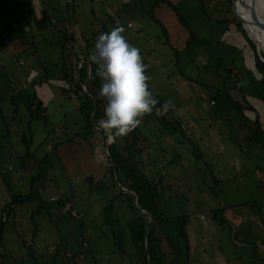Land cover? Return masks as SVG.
<instances>
[{"label":"rangeland","instance_id":"rangeland-1","mask_svg":"<svg viewBox=\"0 0 264 264\" xmlns=\"http://www.w3.org/2000/svg\"><path fill=\"white\" fill-rule=\"evenodd\" d=\"M257 1L256 9L264 12V3L258 6ZM103 2L105 11L102 19L106 22V15L111 13L107 7L112 10L110 6L114 4L113 0ZM223 2L206 0L204 3L207 11L210 7L208 12L213 11L217 18H231L234 15L231 2ZM120 3L121 0H116L114 6L118 7ZM92 4L96 7V0ZM164 6H157L154 10L160 23L136 9L118 13L121 16L111 26L125 27L123 35L131 45L140 49L150 65L149 87L164 102L171 99L175 104V108L166 115L176 122L178 128L173 129L151 114L149 117L145 115L141 125L135 129L136 146L141 150L135 158L156 187V199L164 217L161 226L169 236L181 243L176 216L186 214L189 250L186 252L183 249L182 258L177 264H264V146L257 143L250 145L251 142L244 138L250 126H253L250 118L254 117V113L248 112L250 118L244 120L247 122L245 125L229 126L224 117L215 113V103L209 102L210 94L215 95V87L220 84L216 64L220 60L221 66L238 65L240 51L228 48V43L219 38L221 24L208 15L202 19L197 39L188 46L176 43L174 51L162 31V25L168 27L171 24L169 19H173V11ZM128 21L131 23L128 24ZM109 25L111 20L106 23L107 29ZM236 28L235 23H229L223 38L241 48L244 63L252 68L253 49ZM132 30L135 32L132 33ZM253 31L258 33L259 27L253 25ZM102 32L100 30V34ZM95 35L97 38L99 34L94 33L86 40L90 49L95 44ZM55 44L56 41L54 44L42 42L39 47L43 51L42 57H48L51 49L54 55L58 54ZM34 49L23 53L25 63L16 67L22 70L17 77L8 62L0 66V250L4 253L1 264H63L61 252L65 248L76 249L73 252L81 249L80 255L92 250L96 260L102 264H140L128 225L137 212L129 207L123 193L115 196L121 189L114 176V185L112 179L103 174L93 183L95 176L91 173L92 184L81 177L88 174L82 166L92 165L87 159V150L90 156L96 150V157L93 158L98 167L95 171L102 172L101 159L108 160L104 147L99 145L91 127V121L90 128H82L80 101L76 93L67 88L73 83L65 82L58 75L45 77L44 67L42 79L45 80L27 81V87L21 86L24 69L26 72L32 62L39 68L41 61L38 60V63L34 60ZM45 49H48L47 52ZM257 52L264 60V52L260 48H257ZM81 55L77 57L78 64L83 62ZM3 76H8L6 82ZM10 85L14 92L21 91L22 94L18 92L19 98L15 99L7 93ZM39 87H42V100L46 105V121L39 117L29 120L26 110L29 91L38 90ZM232 92L240 96L236 89H232ZM255 104L264 127V104ZM236 132L238 140L232 138ZM74 134L91 139L92 143L84 138H76L75 145L84 143L87 150L78 146L79 174L66 176L61 168L58 147L54 150L53 146L73 136L69 141L58 144L72 147L70 141L77 136ZM129 138L128 135L125 140ZM26 143L34 161L27 158ZM45 152H48L54 165L44 164L53 175H46L44 189L41 190L43 197L50 199V195L60 194V189L65 188V193L73 196L74 206L79 209L76 216L61 204L49 212L46 207L42 208L38 198L11 203L14 194L29 191L31 176L41 169L35 159L41 158ZM110 200L114 207L110 214L111 221L107 224L103 208ZM218 208L225 218L223 222L214 216ZM142 213L150 216L149 212ZM82 249L86 252L82 253ZM90 260L92 258L88 255L83 262L88 264Z\"/></svg>","mask_w":264,"mask_h":264},{"label":"trees","instance_id":"trees-1","mask_svg":"<svg viewBox=\"0 0 264 264\" xmlns=\"http://www.w3.org/2000/svg\"><path fill=\"white\" fill-rule=\"evenodd\" d=\"M204 9V0H198ZM48 3V6L50 7V11L52 12V15L54 16V20L56 21V28L62 35L61 41H59V45L61 46V59H62V77L67 80L68 82L71 79V82L73 83V86L69 85L67 87L70 90H73L77 95L79 99V113L81 115L83 125V129L90 128V121H91V115L94 110V102L89 97L84 95L81 92V88L76 81L74 77H69L68 72V65H67V59L66 55L68 54V37L65 32V29L63 27L64 24V16H63V10L62 6L59 3V0H46ZM160 2H167L168 4H171L172 7L176 11L177 18L183 22L186 23L185 17L182 16L175 5L171 3L169 0H133V3L127 2L126 5L130 6L132 9H138L144 14H148L150 18L160 23V19L156 17L154 14V8L156 5H158ZM230 2V0H229ZM125 5V4H124ZM67 7L69 11V24H72L71 18H73L74 15V7L72 5L71 0H67ZM48 21L46 18L41 19V24L43 26H46L45 23ZM220 23H226L228 26L229 23H235L239 32L243 35V38L248 42V44L253 49L254 54V60H253V67H249L244 63V55L241 53V48H238L234 45L233 42H228L224 38L222 39L224 42L228 43V48H231L232 50L237 49L240 51L238 65H227V66H221L220 60L218 61V64H216V67L218 68V72L220 73V84L217 85L216 88V94L209 96V102L210 100H214L213 103L216 106V114L217 116L224 117L228 123L229 126H237L241 127L243 124L245 125L247 122H244L246 118H250L248 116L249 111H253L254 117L250 118L251 123L253 126H250L249 131L245 134L244 138L248 139L252 145L253 143L261 144L264 146V127L260 118V112L257 108V105L255 103H263L264 104V60L260 57L259 53L257 52L256 45L254 41L246 34V31L244 27L242 26L241 21L233 15L231 18H219L217 19ZM61 25V26H60ZM60 26V27H59ZM71 26V25H70ZM69 26V28H71ZM226 26V27H227ZM164 26L162 25V31L165 32ZM236 28V29H237ZM18 29V36L25 41L26 40V31L21 27H17ZM190 32L186 38L185 46H188L191 44L192 40L197 39V36L195 35L194 31L189 28ZM71 36L75 43L79 45V40L77 36H75L72 29H70ZM166 35V33H165ZM256 38H258V33L255 32ZM168 38V37H167ZM85 43L87 44L88 41ZM169 43V41L167 40ZM220 42V41H219ZM169 45L173 48L175 51V47L169 43ZM81 46V44H80ZM83 46V45H82ZM88 48V44L83 46L82 51L86 55V58L89 61V53L92 52V50ZM82 53V52H81ZM143 63L148 64L147 59L144 57V55L140 52ZM222 55V54H221ZM84 61L80 64L81 73L84 77H88L87 84L90 92L98 98V100L102 103V106L99 107L98 111L94 114L93 121L95 124L103 117L104 115V101L100 99L99 97V89L101 86V80L98 76H96V65L91 63L89 61V66L87 65V62L85 61V57H83ZM85 62V63H84ZM221 71L223 74H221ZM149 73V68L146 70V75ZM74 78V79H73ZM45 80V79H42ZM74 81V82H73ZM149 89L154 93V96L156 100L158 101V104L156 107H161L164 103V99L149 87ZM232 89H236L240 96H236L235 93L232 92ZM20 96V95H19ZM17 96L15 99L19 98ZM16 104V103H15ZM13 104V106L15 105ZM26 110L28 112V119L32 120L34 118H41L44 121L47 119L46 114V105L44 104L43 100H40L35 90L29 91V96L26 101ZM218 112L220 114L218 115ZM152 115L157 118L160 122L171 125L173 129L178 128V125H175L176 122L174 120H170L167 118V115L164 116H157L155 114V111H153ZM146 116H150L147 115ZM248 116V117H247ZM234 122V123H233ZM235 124V125H231ZM133 133V134H132ZM132 133L129 134L130 138L129 140H125L124 138H117L114 140V142H111L109 144V151L114 159V161L118 164L121 176L119 178V181L122 185H125L127 187H133L136 189L140 194V207L143 209V211L149 212L151 215V218L154 222V230L153 233L147 243V249L148 254L154 264H177L182 258L183 249L186 250V252L189 250V242L187 238V232H186V214L184 215H177L176 216V225L179 230V236L181 238V243L177 238H174L172 236H169L164 228L161 226V222L164 219L162 216V210L160 207V203L156 199V187L154 186V183L149 176H147L142 169L138 166V159L135 158L137 154L141 150L137 148L136 144V130H134ZM235 135H232V138L234 140H238ZM31 135L28 138V140H31ZM78 135V134H74ZM73 137V136H72ZM72 137H67L62 141H69L72 139ZM24 138V136H23ZM123 141H122V140ZM58 141L54 144L53 149H57V145L62 142ZM240 141V139H239ZM241 142V141H240ZM27 145V158H32L33 153L31 150L28 149V143ZM121 149V151L119 150ZM123 150V153H122ZM29 153H32L30 156ZM34 161V158H32ZM50 161V155L48 152H45L41 158L35 159V163L40 166V170L33 174L30 179V189L28 192L25 193H19L14 194L13 198L11 200V203L14 201L22 202L28 199L32 198H38L40 200V203L42 204V208H45V199L43 197V194L40 190V188L44 187V180L46 179V175L48 177V169L47 167H44V164L48 163ZM108 176L112 179L113 183V168L111 164H108ZM91 176L87 175L85 176V179L91 180ZM61 193V205L65 206L71 213V208L73 207V201L72 196L67 195L65 191H62ZM124 195V198L127 200V204L132 209V211L135 212V195L132 192H124L122 190H118V193L115 196H119L120 194ZM113 202L110 200L107 202L103 208L104 213V221L109 224L111 221L110 214H112L113 211ZM215 217L218 218L219 222H223L225 220L224 216L221 215L222 211L221 209L215 210ZM128 225L130 228V234L131 239L133 240V244L135 246V251L137 254V257L139 258L140 264H146L145 261L142 259V248L145 240V234H146V222L138 217L134 216L128 221ZM2 229V223L0 222V234ZM65 249L62 250L64 252ZM61 252V255H62ZM90 256L92 260L89 261L88 264H102L101 262L97 261L94 255V251L89 250L83 255H80L78 252H73V263L74 264H84L83 259L86 256ZM4 253L0 250V264L2 262ZM80 257V259H79Z\"/></svg>","mask_w":264,"mask_h":264},{"label":"crops","instance_id":"crops-1","mask_svg":"<svg viewBox=\"0 0 264 264\" xmlns=\"http://www.w3.org/2000/svg\"><path fill=\"white\" fill-rule=\"evenodd\" d=\"M52 1L53 0H51V2ZM92 1L93 0H71L72 5L74 7V15H73V18H71L72 24H69V21H68V25L69 26L71 25L70 26L71 28H69V31H70V29H72L75 36H77V38L79 40V45L74 42L75 46H76V53H77L76 59H77L78 55H81L80 52H82L81 60L84 61L83 57H85V61L87 62L88 66H89V61L86 58V55L82 51L83 46L85 45V47H86V45L88 44V43L86 44L84 40L89 38V36H91L94 33L100 34V30H103V32L108 31L111 28L112 24H114V22H115L114 20L116 18H118L119 16H121L118 13H120V12L124 13L126 11L136 10V9H132V8H130V6L126 5L127 2L133 3V0H121V3L119 4L118 7L114 6V5H116L115 4L116 0H113L114 5H113V7L110 6V8L112 10H109L107 7V11H110L111 13L108 12V14L106 15L108 17L106 18L107 20L105 22L102 19L103 15H104V11H105V4H104L103 0H100V1L96 0V2H97L96 7L93 6ZM144 1H146V0H144ZM169 1L175 5L178 12L182 16H184L185 20H186V23H183L177 18L176 11L172 7L171 4H168L167 2H160L158 5H156V7L157 6L161 7V5L164 6V4H165L164 7H166V9L173 11V13H172L173 19H169L171 24L168 27H166L164 25L163 26L165 27L164 30H165L166 36L168 37L169 43L172 44L174 47H176L175 46L176 43L179 44V46H182V45L185 46L186 38L190 32L189 28H191L194 31L195 35L198 37L197 34H198V31H199L200 26L202 24V19L204 17L207 18L206 15H208L210 18H214V17H215V19L220 18V17L217 18L214 14H212L213 11H211L212 13H209L210 7L208 8L209 12L207 11V8L205 7V5H204V9H203L202 4L198 0H197L198 2H194L192 0H169ZM211 1H214V3L219 2L220 4L224 3L223 0H209V2H211ZM66 2H67V0H66ZM204 2H206V0H204ZM59 3H60V0H59ZM60 5H61V3H60ZM110 5H111V3H110ZM221 6H223V5H221ZM155 8H154V10H155ZM114 9H115V11H114ZM62 10H63V8H62ZM194 14H197L198 16H196ZM42 18H46L48 20L45 23L46 26H43L41 24ZM222 18H224V17L222 16ZM68 20H69V11H68ZM108 20H111V25H109V27L107 29L106 23L108 22ZM0 21L3 24V27L0 28V66H4L5 62H8L11 65V67L13 68L12 71L14 70L13 74L17 77V75H20L19 72L22 73V70L21 69L17 70V68H19L20 66H22L25 63L23 53L27 52L29 49H33V47L35 48L33 50V54H32V56L35 58L34 60H37V62H38V60H39V62L41 61L40 63L38 62L39 68H38L36 63L32 62L27 66L26 72L24 69L23 74H21V76H24V81L23 80L21 81L22 87L28 86L27 81H29V82H31V81L32 82L43 81L42 80V69L44 67H46L43 70L45 77H47V78H48V76L57 77V75H58L65 82H67V80H65L62 77V71H61L62 59H61V46L59 45V41H61L62 35L60 34V32L56 28V26H57L56 24H58V23H56V21L54 20V16L52 15V12L50 11V7L48 6V3L46 2V0H0ZM64 21H65V17H64ZM130 23L131 22L128 21V24H130ZM220 24L221 25L219 26V38L221 37L223 39V35L226 33V31L228 29L226 27L227 26L226 23H220ZM19 26H21L26 31V40L25 41H23L18 36L17 27H19ZM63 27H64L65 32H66L65 24H63ZM134 32H135V30H132V33H134ZM66 34H67V32H66ZM96 36L97 35H95L94 39L96 38ZM67 37H68V34H67ZM53 38H56V39L54 40ZM94 39H93V42H94ZM55 41H56L55 45L58 46V54L54 55L53 50L51 49L48 57H47V55L42 57L43 51H42V49H39L41 43L42 42H44V43L49 42L50 44L51 43L54 44ZM183 41H184V43H182ZM93 42H92V45H93ZM80 44H81V46H80ZM93 47H94V45H93ZM47 50L48 49H45L44 51L47 52ZM91 50L93 51V48ZM19 58H22L21 64L18 63ZM66 59H67V65H68V62H69V39H68V54L66 55ZM45 72H47V73H45ZM68 72H69V67H68ZM69 77L75 78V75L74 74L71 75L69 73ZM2 78L6 82V79L8 78V76H3ZM69 80H70L69 82H71V79H69ZM76 81H77V79H76ZM8 82H11V81L8 79ZM8 84H10V83H8ZM8 89L9 90L7 91V93H10L11 97H17L19 94H22L20 90H18L17 92H14L15 89L11 85L9 86ZM35 91H37V93L35 92L37 97L40 100H42L43 99L42 98V87H39L38 90L36 89ZM18 92H19V94H18ZM77 98H78V95H77ZM77 137L84 138L89 143H92L91 139L88 140L85 137H83L82 135H77L74 137V139L72 141H70L72 144V147H69L67 145H61V144L57 145L58 156L60 158L59 160H60L61 168L66 173V176H68V175L77 176L79 174V169L81 168L80 160L77 159V157L79 155V149L78 148L79 147L85 148V146H83L84 143H80V145H78L79 147L75 145V141H76ZM95 149H96V147H95ZM67 151H68V157L69 158L66 156ZM82 153H83V151H82ZM86 155H87V159L89 160V162L92 163V165L89 167L82 166L83 168L86 169V172L88 174L81 175V177L85 178V176H87V175H90L91 177H93V175L91 174V173H93L95 176L94 180L92 178L93 183H94V181H97L100 178H102V174L108 176V166H107L108 162H106L105 160L101 159L102 162H100L102 165V172L95 171L96 166L98 167V165L96 164V162L93 158V156L96 157V150L92 151L93 156H90L88 150L86 152ZM83 157H84V159H86L84 154H83ZM48 163L54 165L50 161H48ZM47 169L49 170V168H47ZM52 175H53L52 173L48 172V177H51ZM86 180H88V179H86ZM89 183H90V181H89ZM90 184H92V183H90ZM43 185H45V184H43ZM42 189H44V187L40 188V190H42ZM60 190L64 191L66 189L64 188V189H60ZM62 191H60V192L63 193ZM61 193L60 194L59 193L52 194L48 198L55 200L58 196H61ZM70 196H72V195H70ZM72 201H73V203H72L73 207L71 209L75 210L76 214H72V212H71V215L76 216L78 214L79 209H77V207L74 206V198H72ZM57 206L51 207V211H53ZM79 236L83 237L81 234ZM81 237L79 238V240H81ZM65 250L73 252L76 249L71 250V249L65 248ZM80 250L81 249L78 250V253ZM82 251H83L82 253L86 252L85 249H82ZM62 259H63V264H74L73 263L74 259H72V263L69 262L68 259H66L64 257Z\"/></svg>","mask_w":264,"mask_h":264},{"label":"clouds","instance_id":"clouds-1","mask_svg":"<svg viewBox=\"0 0 264 264\" xmlns=\"http://www.w3.org/2000/svg\"><path fill=\"white\" fill-rule=\"evenodd\" d=\"M125 31L121 25L102 32L89 54L101 80L99 97L104 101V115L96 127L108 136L109 143L132 133L146 114L155 111L164 116L175 108L171 99L156 107L158 101L148 83L151 76L146 75L150 65L143 63L140 49L127 41Z\"/></svg>","mask_w":264,"mask_h":264},{"label":"water","instance_id":"water-1","mask_svg":"<svg viewBox=\"0 0 264 264\" xmlns=\"http://www.w3.org/2000/svg\"><path fill=\"white\" fill-rule=\"evenodd\" d=\"M64 14H65V22H66V32L68 34V39H69V62H68V67H69V73L71 75H75V78L77 79V82L83 92L84 95H86L87 97H89L91 100H93L94 102V110L92 112L91 115V127L94 130V133L99 141V145L101 147H104V152L105 155L107 157L108 162L111 164L112 168H113V174H114V181L117 183L118 187H120V189L124 192L128 191V192H132L135 195V200H134V204H135V212H137L136 216L142 218L145 222H146V234H145V240H144V244H143V248H142V259L145 261L146 264H154L148 254V249H147V243L153 233L154 230V223L153 220L151 218V215L147 217V215H145L144 213H142L143 209L140 208V194L139 192L134 189L133 187H127L122 185L119 182V178L118 175L120 173V169L118 164L114 161V159L112 158L110 151H109V140H108V136L101 131L100 129H98L96 127V124L93 121V116L94 114L98 111L99 107L102 106V103L98 100V98H96L89 90L88 85H87V79L88 77H84L81 73V69H80V64L77 63V53H76V46L75 43L73 41V38L71 36V33L69 31V27H68V8H67V2L66 0H60ZM238 0H230L231 2V7L233 10L234 15L241 21L242 26L245 28L244 26V17L237 11L236 9V4H237ZM256 0H251L249 3V15L251 18V22H253L255 25H257L259 28L264 30V21L258 16L257 14V10H256V6H255ZM246 29V28H245ZM247 30V29H246ZM248 36L253 39L249 33L247 32ZM254 40V39H253ZM255 41V40H254ZM256 42V41H255ZM256 48L259 49V46L256 42ZM82 56V55H81ZM61 196H58L55 200L53 199H47L45 200V207L49 212L51 211V207H55L57 205H59L61 203Z\"/></svg>","mask_w":264,"mask_h":264},{"label":"bare ground","instance_id":"bare-ground-1","mask_svg":"<svg viewBox=\"0 0 264 264\" xmlns=\"http://www.w3.org/2000/svg\"><path fill=\"white\" fill-rule=\"evenodd\" d=\"M249 3L250 0H238L236 4L237 6L236 9L244 17V26L247 29V32L257 42L259 48L264 52V30L259 28L258 38H256L255 32L253 31V25L254 26L256 25L253 22H251L252 20L248 17ZM262 3H264V0L257 1L258 6H262L263 5ZM256 12L258 16L264 21V12L263 11L258 12V10Z\"/></svg>","mask_w":264,"mask_h":264},{"label":"built area","instance_id":"built-area-1","mask_svg":"<svg viewBox=\"0 0 264 264\" xmlns=\"http://www.w3.org/2000/svg\"><path fill=\"white\" fill-rule=\"evenodd\" d=\"M2 27H3V24H2V22L0 21V28H2ZM18 63H19V64L22 63V58H19ZM213 102H214V100H211V103H213ZM71 210H72V209H71ZM71 212H72V214H76V211H75V210H72ZM62 256H63L64 258L68 259V261L72 263V259H73V254H72V252H70V251H68V250H65L64 252H62Z\"/></svg>","mask_w":264,"mask_h":264}]
</instances>
